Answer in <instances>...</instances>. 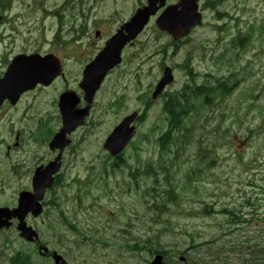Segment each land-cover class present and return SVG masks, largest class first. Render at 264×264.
Returning a JSON list of instances; mask_svg holds the SVG:
<instances>
[{"label": "rangeland", "instance_id": "1", "mask_svg": "<svg viewBox=\"0 0 264 264\" xmlns=\"http://www.w3.org/2000/svg\"><path fill=\"white\" fill-rule=\"evenodd\" d=\"M209 1L216 9L206 10L203 24L179 46L160 32L153 20L137 43L127 49L123 64L108 77L98 95L92 117L77 132V141L83 147L77 156L67 157L66 174L68 178L76 173L83 179L89 176L90 189L84 190L88 195L66 198L64 209L55 213L59 219L56 235L40 228L69 264H146L147 250L136 252L129 245H141L145 239L157 237L173 252L190 250L188 256L194 262L239 264L257 259L252 253L258 245H264V0H239L238 7L235 0ZM143 2L1 0L4 23L0 41L30 43V48L42 51L56 50L55 45H40L43 42L67 46L62 56L67 59L70 74L84 60L93 59ZM224 10L233 16L224 14L218 20L217 11ZM226 21L224 31L215 26L224 27ZM238 36L246 39V46L233 52L230 42ZM164 63L173 65L174 83L162 97L153 100L147 118L138 125L136 139L127 147L124 158L116 162L104 142L126 115L143 111L138 93L151 99ZM191 68L199 84L214 82L209 74L225 77L230 72L238 74L239 82L213 115L199 110L185 119L186 126L194 127L190 141L172 145L170 159L163 160L158 138L166 130L164 97L192 80L188 74ZM74 74L72 70L70 84ZM115 90L126 97L123 108L112 102ZM13 111L16 115L0 113V118L17 116L19 129L26 128L25 122L31 123L18 117L22 109ZM3 136L13 138L14 133L10 129ZM40 137L48 140L49 132ZM18 142L17 150L10 155L5 145H0V162L25 160L30 148ZM4 165L0 164V173H5L0 207L15 203L22 185L15 167L2 170ZM193 168L196 174L192 176ZM171 188L177 198L173 201L165 193ZM77 190L74 185L66 193L73 196ZM161 204L165 205L162 211L158 209ZM207 206H212L214 213L206 214ZM226 211L243 217L245 222H234ZM64 215L78 230L69 226ZM0 235L4 239L13 233ZM152 242L155 247V240ZM14 249L10 247V251ZM262 256L260 253L258 258Z\"/></svg>", "mask_w": 264, "mask_h": 264}, {"label": "water", "instance_id": "2", "mask_svg": "<svg viewBox=\"0 0 264 264\" xmlns=\"http://www.w3.org/2000/svg\"><path fill=\"white\" fill-rule=\"evenodd\" d=\"M165 2L166 0H147V5L139 8L131 19L120 27L118 32L107 41L106 46L95 60L86 67L81 84L86 92L85 99L89 103L86 108L76 110V104L79 100L74 98L72 93L68 92L62 96L61 107L64 126L51 142L53 149L60 148L63 150L69 145L70 141L66 139V135L84 123L89 115L94 95L104 77L109 70L122 61L123 48L137 38L150 21L151 16L164 7ZM201 19L202 15L198 12V0H180L177 5L165 9L157 18L156 25L160 30L166 31L175 39H179L188 35L192 28L201 22ZM57 74L56 65L51 58L49 59V56L44 58L38 55L18 56L10 65L4 78L0 80V104L5 98L15 102L21 92L33 86L37 81H44L48 84ZM172 81L171 69L167 68L165 76L157 86L154 97H157L164 87ZM137 117V113L126 117L109 135L104 146L113 156L118 155L133 138L135 128L131 126V123ZM60 158L61 154L44 170H42L43 168L37 170L33 180L34 192L20 193L19 205L15 209H0V227H9L8 220L15 217L20 220L18 230L22 237L29 241L37 237L36 231L27 226L24 219L29 212H33L35 215L41 213L40 201L44 198L46 189L53 183L52 176L59 169L58 160ZM53 256L56 264H68L63 256L57 252ZM152 264H162L160 256Z\"/></svg>", "mask_w": 264, "mask_h": 264}, {"label": "flooded vegetation", "instance_id": "3", "mask_svg": "<svg viewBox=\"0 0 264 264\" xmlns=\"http://www.w3.org/2000/svg\"><path fill=\"white\" fill-rule=\"evenodd\" d=\"M171 3V2H168ZM55 45L56 50H49V51H42L36 48H30L28 45L30 43H19L16 42H1L0 41V77L4 74L7 70L8 66L11 62L18 56V55H32V54H39L41 56L53 55L55 58L58 59V62L61 64V72L60 74L54 78L48 84L44 82H38L31 88L23 91L19 98L15 102H11L9 99H5L2 105L0 106V113H13L16 115V112L13 110L22 109V112L25 113L23 116L20 112L18 113V117L23 120L27 118L31 121V123L25 122L24 125L26 128L19 129L20 122L17 116L8 115L6 118H0V145H5V149L7 153L10 155L12 150H17L19 146V141L24 143V145L28 146V150L30 148V154L24 158L25 160L20 161V159L12 164L6 162H0V164H5L2 170H6L7 168H11L12 166L15 167V170L20 173L21 178H19L21 182V186L17 189V199L18 195L23 190L33 191V177L35 175L36 170L39 167L47 166L56 156L59 154V150H52L50 148V142L56 135V133L60 130L59 122L61 119V97L67 91L74 92L80 99V102L77 105L78 109H82L86 106L84 101V91L81 89V79H82V72L83 67H77L75 70V74L71 81H74L71 84L69 83V75L72 76V70L69 74L67 69V59L62 56V51L68 49L66 47H57L59 44L58 42H43L40 45ZM78 44V43H77ZM19 45V47H17ZM43 49V48H42ZM82 59L80 58L79 61L76 63L80 65ZM75 64V65H76ZM140 82V81H139ZM59 87V88H58ZM58 88V90H57ZM49 93V97L47 95ZM142 97V99L140 98ZM143 103V110H145L148 106L147 98L145 93H138V99ZM120 99V101L115 105V107H124L126 97L124 94H119L116 90L114 91V100L113 103ZM96 102L93 104V108L91 109V117L92 111L94 110ZM48 111V113H45ZM62 123V120H61ZM50 126V127H49ZM12 130L14 133V137L3 135L6 131ZM79 130L73 132L71 134V138L74 140V143L71 147L66 148L63 153V161H62V168L58 174L55 175V182L54 188L48 191L46 194V201L44 205L47 208H50L51 204H56V201L51 200V195L55 194L58 195L66 186V157L70 152H79L81 151L83 145H80L77 141L76 134ZM49 132V139L43 140L40 135L43 133ZM25 137H21V136ZM11 140V142H10ZM14 145V147L12 146ZM25 146V148H26ZM25 148L23 152H25ZM45 149V150H44ZM21 151V150H20ZM16 175V174H14ZM5 173L1 171L0 173V189L2 188V181L4 179ZM78 177H81L80 174H77ZM9 184L7 185V189H9ZM55 199L59 200L60 197H55ZM17 205V200L15 203L11 204L10 207H14ZM29 225L33 226L37 231H39L40 239L36 243H28L25 240L18 238L20 237L18 231L16 230L17 221H14V227L11 229H3L0 230V233H7L11 231H15L14 237L20 242L22 246V255H23V263L22 264H50L51 254L49 252H44L40 250L41 246H49L48 240L45 239V234L40 233V228L50 231V227L55 224V220H53L48 213L46 212L45 219L40 217H34L33 215H28L26 218ZM18 237H17V235ZM11 236V235H10ZM10 236L5 237L2 239V235H0V259H6L7 254L10 252ZM30 248V249H28ZM156 255V254H155ZM154 255V256H155ZM164 261L167 264H182L181 261L174 259L175 254H172L170 251H165L163 253ZM186 257V264H230L228 261L224 263L220 262H213L208 263L204 262H194L193 259L184 255ZM179 258V257H178ZM253 262V261H251ZM250 261L243 262L239 264H251Z\"/></svg>", "mask_w": 264, "mask_h": 264}, {"label": "trees", "instance_id": "4", "mask_svg": "<svg viewBox=\"0 0 264 264\" xmlns=\"http://www.w3.org/2000/svg\"><path fill=\"white\" fill-rule=\"evenodd\" d=\"M240 37V36H239ZM246 40V39H245ZM244 41H239L240 44L245 47L246 43ZM235 42H232V45H234ZM223 80V81H222ZM222 84L220 85L219 82L216 85H213L212 88H210L212 91L214 90H226L227 89V81L222 79ZM225 80V81H224ZM192 88V91L188 87L184 88L182 91L178 92L177 95L170 96L166 102L164 109L167 113V120L169 121V129L167 132H165L159 139L160 144V158L163 160L170 159V154L172 152V145L174 144H181V143H188L191 139L190 130H192L194 127H188L185 125V119L188 117V115H191L192 112L196 111L198 107L203 106L205 99L201 100L203 95H205L206 90H209L208 87L204 89L205 86L197 85V83L193 82V86L190 85ZM222 88V89H221ZM253 130H251L252 132ZM190 175V174H189ZM165 193L167 194L168 200L173 201L177 199L174 196V189L166 190ZM165 207L164 204H161V206L158 207L160 211L163 210ZM65 220L69 223V226L72 229L78 230L75 223H73L70 219H68L67 216H65ZM66 222V223H67ZM138 248V247H137ZM257 250L252 253L253 257H259L258 250L260 253H263L264 255V245H258ZM256 255V256H255ZM256 264H264V257L260 260V262L255 261Z\"/></svg>", "mask_w": 264, "mask_h": 264}]
</instances>
